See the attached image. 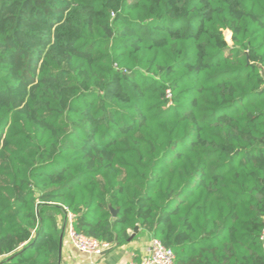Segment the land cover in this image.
Here are the masks:
<instances>
[{"label": "trees", "instance_id": "16d2710c", "mask_svg": "<svg viewBox=\"0 0 264 264\" xmlns=\"http://www.w3.org/2000/svg\"><path fill=\"white\" fill-rule=\"evenodd\" d=\"M69 214L264 264V0H0V264H61Z\"/></svg>", "mask_w": 264, "mask_h": 264}, {"label": "crops", "instance_id": "0c3cea01", "mask_svg": "<svg viewBox=\"0 0 264 264\" xmlns=\"http://www.w3.org/2000/svg\"><path fill=\"white\" fill-rule=\"evenodd\" d=\"M129 235L125 245L113 246L102 256H95L76 252L68 243L64 233L60 251L61 264H143L152 238L139 227L136 232L129 231Z\"/></svg>", "mask_w": 264, "mask_h": 264}, {"label": "built area", "instance_id": "2783aa9c", "mask_svg": "<svg viewBox=\"0 0 264 264\" xmlns=\"http://www.w3.org/2000/svg\"><path fill=\"white\" fill-rule=\"evenodd\" d=\"M73 218V215H68L65 234L68 243L76 252L82 255L102 256L104 252L111 248L109 243H101L96 239L77 233L73 227ZM262 239H264V230ZM143 264H174L173 252L163 246L160 241L151 239L147 250V258Z\"/></svg>", "mask_w": 264, "mask_h": 264}, {"label": "water", "instance_id": "95a60500", "mask_svg": "<svg viewBox=\"0 0 264 264\" xmlns=\"http://www.w3.org/2000/svg\"><path fill=\"white\" fill-rule=\"evenodd\" d=\"M110 212H111V215H112L113 217H115V216H116V213H117V211H116V210L110 209ZM63 229H64V228H63ZM136 231H138V227H135V228L133 229V232H136ZM62 233H63V230H62ZM62 238H63V234H61V237H60V247H59V253H60V251H61V246H62Z\"/></svg>", "mask_w": 264, "mask_h": 264}]
</instances>
